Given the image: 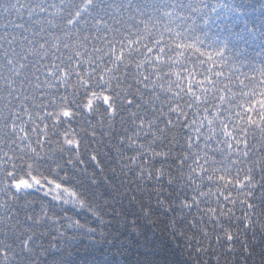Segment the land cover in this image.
<instances>
[{"label": "snow or ice", "instance_id": "obj_1", "mask_svg": "<svg viewBox=\"0 0 264 264\" xmlns=\"http://www.w3.org/2000/svg\"><path fill=\"white\" fill-rule=\"evenodd\" d=\"M72 2L0 0V16L17 13L0 23V264H31L48 219L34 193L91 208L86 185L117 174L173 214V234L199 245L190 256L207 251L209 226L251 255L249 232L264 242V68L238 73L223 49L189 40L203 0L187 13L114 0L101 9L113 22L91 28L64 16Z\"/></svg>", "mask_w": 264, "mask_h": 264}, {"label": "trees", "instance_id": "obj_2", "mask_svg": "<svg viewBox=\"0 0 264 264\" xmlns=\"http://www.w3.org/2000/svg\"><path fill=\"white\" fill-rule=\"evenodd\" d=\"M36 1L40 0H27L32 4ZM5 2L11 8V0ZM113 2L99 0L93 4L92 15L78 18L81 0H73L65 4L63 14L78 19L81 24L87 19L89 28L100 15L111 24L112 19L101 9H109ZM115 2L124 4V0ZM171 2L178 11L187 13L188 0ZM132 6L144 9L145 2L132 0ZM203 7L205 12L195 17L192 28L186 32L189 40L198 39V46L209 51L223 49L227 62L238 73L259 79V70L264 68V0H203ZM16 15L10 11L0 16V23ZM23 23L32 21L25 17ZM86 190L90 195L94 193L89 201L91 208L52 205L48 203L50 198H43L42 193L30 197L48 217L45 222L38 215L40 226L33 233L37 251L31 264H264L261 253L264 242H254L251 231L248 247L252 254L249 255L239 242L230 250L224 234L211 231V226L208 236H197L207 251H193L190 256L188 252L199 245L193 241L187 249V242L173 234L170 228L173 214L156 204L154 197L150 199L148 193L137 192L134 197L133 190L118 174L113 181L98 178L95 184L86 185ZM60 220L64 223L56 222ZM217 236L221 237L219 241Z\"/></svg>", "mask_w": 264, "mask_h": 264}, {"label": "rangeland", "instance_id": "obj_3", "mask_svg": "<svg viewBox=\"0 0 264 264\" xmlns=\"http://www.w3.org/2000/svg\"><path fill=\"white\" fill-rule=\"evenodd\" d=\"M39 2H40V1H39ZM39 2H38V1H36L35 3H36V4H39Z\"/></svg>", "mask_w": 264, "mask_h": 264}]
</instances>
